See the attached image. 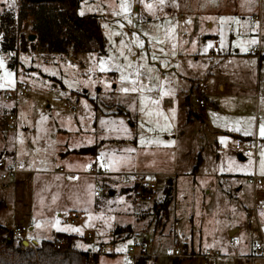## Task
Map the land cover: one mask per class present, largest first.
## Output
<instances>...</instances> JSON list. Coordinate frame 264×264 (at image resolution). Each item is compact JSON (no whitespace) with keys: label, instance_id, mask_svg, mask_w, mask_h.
<instances>
[{"label":"rangeland","instance_id":"374dc122","mask_svg":"<svg viewBox=\"0 0 264 264\" xmlns=\"http://www.w3.org/2000/svg\"><path fill=\"white\" fill-rule=\"evenodd\" d=\"M20 6L0 0V156L21 169L15 183L0 175V222L8 229L10 220L29 223L16 244L28 238L33 246H22L30 251L33 239L65 232L78 235L75 249L98 253V264H264V251L255 250L264 210L253 211L247 181L264 176V25L251 20L262 13L264 24L260 0H80V16L99 17L105 51L67 53L28 38L33 19L19 29ZM6 13L15 24L1 22ZM260 32L261 51L250 53ZM12 33L15 49L4 50ZM101 60L108 70L100 71ZM19 83L29 96L16 105L9 130L14 105L4 95ZM202 97L204 106L196 101ZM255 139L256 151L238 147H254ZM93 145L96 154L73 152ZM134 173L166 181L148 192L127 182ZM168 180L175 187L164 212L156 207ZM142 245L143 255L132 258Z\"/></svg>","mask_w":264,"mask_h":264},{"label":"trees","instance_id":"16d2710c","mask_svg":"<svg viewBox=\"0 0 264 264\" xmlns=\"http://www.w3.org/2000/svg\"><path fill=\"white\" fill-rule=\"evenodd\" d=\"M79 7L80 0H21L17 26L21 29L25 20L31 17L32 31L36 34L39 45L42 50L50 53H67L70 47L75 52L105 51V38L99 17L95 14L80 16ZM15 21L10 13L1 16V22L8 23V26L15 24ZM19 40L21 43L26 41L22 35ZM17 41L16 33L7 36L4 50H14ZM260 59L264 60V55ZM190 120L189 116L188 121ZM98 147L99 145L82 147L73 152L96 154ZM167 182L163 191L165 197L156 207L164 212H168L173 202L175 187L174 181ZM78 238L75 234L56 232L52 240L38 242L34 250L26 251L23 250L22 241L16 244L12 232L0 225V264H98V253L89 255L88 252L75 249ZM60 242L64 245L58 247Z\"/></svg>","mask_w":264,"mask_h":264},{"label":"built area","instance_id":"2783aa9c","mask_svg":"<svg viewBox=\"0 0 264 264\" xmlns=\"http://www.w3.org/2000/svg\"><path fill=\"white\" fill-rule=\"evenodd\" d=\"M251 20L256 22H259L260 28L263 27V15L262 13L253 15L251 17ZM260 43H261V32L259 34ZM255 45L252 47V52L254 53H260L261 51V44ZM260 55V54H259ZM29 96L28 93V87L25 83H19L17 88L13 92L6 93L4 95V101L6 102H12L14 105V110L11 111L8 117V121L6 124V127H8L9 130H14L16 128L17 124V115L15 112L16 105L23 99ZM196 101L200 105H205V101L202 98L196 99ZM172 102L169 99H165V105L170 106ZM254 147L250 146H238L239 148H242L243 152H250L252 150H257L258 140H254ZM21 169L18 164V162L12 157L11 160H8L5 158V156L0 157V175L4 180H8L10 182H16L17 176L20 173ZM32 176L35 175L34 171L30 172ZM131 177L127 178V182H131L132 180L136 182V184H142L143 187L149 189V190H157L158 187L163 184L166 180L164 179V175L160 173L156 174H138L134 173L130 175ZM149 176L150 180L144 181V177ZM247 181L253 186L254 192H253V211L257 213L258 210H264V193H259V191L264 190V176L258 175V174H251L247 176ZM7 183V182H6ZM103 192H105V188L102 186L98 187L94 194L95 196H100ZM72 222L76 223L78 222L77 218H74L71 220ZM10 223L12 226L9 228V230L12 232L13 236L16 239H21L23 237L22 230L28 229L29 223L24 225L23 227L17 226L13 220H10ZM260 228V234H261V242H257L255 244V250L256 251H264V230L262 229L261 225ZM24 239V238H23ZM233 243L236 242V239H233ZM33 246V245H32ZM144 246L142 245L139 248V251H132L130 253L132 258H135L136 256L143 255L144 252Z\"/></svg>","mask_w":264,"mask_h":264},{"label":"snow or ice","instance_id":"6c2138e0","mask_svg":"<svg viewBox=\"0 0 264 264\" xmlns=\"http://www.w3.org/2000/svg\"><path fill=\"white\" fill-rule=\"evenodd\" d=\"M163 2H164V0H160V3H161V4H163ZM13 3H14V0H13ZM120 7H121V9H122L123 11H125V12L128 11V4H127L126 2L121 3ZM146 8H148L149 10H151V9L153 8V5H152L151 3L146 4ZM81 14H83V13H81ZM256 42H257V41H255V40L250 41V43H252V44H255ZM139 46L143 47V43L140 42ZM206 50H207V49H205V51H206ZM244 50L247 51V49H244ZM104 65H105V62H104L103 60H101V61H100V66H99V67H100V71H106V70H108V69L105 68ZM0 66H2V65H0ZM149 71H151V69H149ZM6 76L8 77V79H7L6 82H7L8 84H11V83H12V81H11V79H10V77H11V73H7ZM121 79H122V80H127L128 78H127V76H122ZM135 83H136V82L133 81V84H135ZM0 87H4V85H3V84H0ZM139 90L142 92V91L144 90V87L141 86V88H140ZM148 90L151 91V89H148ZM121 91L124 92V93H128L129 91L135 92V91H137V88H136V87H132L131 89H129V88H122ZM169 94H170L169 92H163V93H162L163 96H167V95H169ZM151 102H152L154 105H159V103H160L159 100H153V101H151ZM143 110H144V109L142 108L141 111H143ZM146 115H147L148 117H151V116L153 115V112H152V111H148V112L146 113ZM156 115H157V116H162L165 120L168 119L167 116H164V113H163V112H157ZM173 115H174V110H173ZM45 119H46V118H45ZM121 123H123V122H121ZM142 126H143V125H142ZM259 134H260L261 137H264V124H262V125L260 126ZM222 142H223V141H222ZM142 143H143V141H142ZM102 166H103V165H102ZM262 174H264V172H262ZM58 223H59V221H57V224H58ZM72 231H77V232H79L80 229L75 228V229H72ZM119 250H121V249H118V251H119Z\"/></svg>","mask_w":264,"mask_h":264},{"label":"crops","instance_id":"0c3cea01","mask_svg":"<svg viewBox=\"0 0 264 264\" xmlns=\"http://www.w3.org/2000/svg\"><path fill=\"white\" fill-rule=\"evenodd\" d=\"M260 9L262 8V7H264V1H262V0H260ZM255 13H253L252 15H254ZM251 15V16H252ZM253 23V22H252ZM253 24H255V23H253ZM259 31H260V29H259ZM209 36H211V35H209ZM257 37V36H256ZM213 38H218V36L217 37H213ZM257 43H260V38H259V36H258V42ZM261 44V43H260ZM253 46H255V44H253ZM252 46V47H253ZM264 46V45H263ZM250 53H253L252 52V50L250 51ZM255 54H258V53H255ZM261 55H263L262 53L260 54V56ZM220 87L222 88L223 87V85L222 84H220ZM203 99H204V97H202ZM202 106H204V105H202ZM200 115H201V117H203L202 116V113H199ZM32 176V175H31ZM24 182V179L22 178L21 180H20V183L22 184ZM3 186H6V183H3ZM96 190V189H95ZM111 193H112V191H111ZM95 195V194H94ZM98 197V196H97ZM13 208V207H12ZM80 219H82L81 217H80ZM83 221H84V219H83ZM0 225H3V226H6L5 224H3V223H1L0 222ZM6 227H8V226H6ZM30 228V230H33V227H29ZM235 230H237L238 231V227H236V228H233V229H231L230 230V234L232 233V231H235ZM78 236V235H77ZM24 239H27V240H29L28 238H24ZM30 241V240H29ZM34 241H35V239H33V243H34ZM37 241V240H36ZM113 243V242H112Z\"/></svg>","mask_w":264,"mask_h":264},{"label":"water","instance_id":"95a60500","mask_svg":"<svg viewBox=\"0 0 264 264\" xmlns=\"http://www.w3.org/2000/svg\"><path fill=\"white\" fill-rule=\"evenodd\" d=\"M31 41H33L34 39H36V34H30L29 35V37H28ZM239 157L240 158H243V155L242 154H240L239 155ZM34 243H36V244H38V241H34ZM22 244L24 245V246H26V247H28V245H29V247L31 246V245H33L29 240H27V239H23L22 240Z\"/></svg>","mask_w":264,"mask_h":264}]
</instances>
